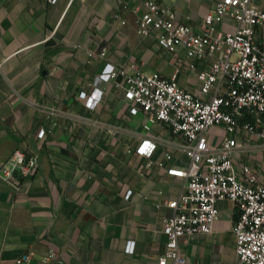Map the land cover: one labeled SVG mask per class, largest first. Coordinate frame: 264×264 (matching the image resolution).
<instances>
[{
	"label": "crops",
	"instance_id": "crops-1",
	"mask_svg": "<svg viewBox=\"0 0 264 264\" xmlns=\"http://www.w3.org/2000/svg\"><path fill=\"white\" fill-rule=\"evenodd\" d=\"M143 1L0 0V162L21 145L38 155L33 173H16L19 187L0 176V264H17L28 252L20 264H158L167 240L162 218L171 213L165 202L184 190L185 180L148 166L135 152L146 116L130 113L111 82L95 108L78 96L107 63L166 76L178 68V83L199 92L196 73L208 61L190 58L181 46L162 48L155 30L139 34L143 8L135 6ZM156 1L176 21L198 27L218 0ZM255 2L264 8V0ZM235 25L230 18L218 23ZM151 132L171 136L162 123ZM188 159L177 151L173 162ZM235 160L251 163L264 182V152L242 151ZM218 207L210 232L178 238L185 264L236 259L234 203L223 199ZM128 240L135 241L132 252Z\"/></svg>",
	"mask_w": 264,
	"mask_h": 264
},
{
	"label": "built area",
	"instance_id": "built-area-1",
	"mask_svg": "<svg viewBox=\"0 0 264 264\" xmlns=\"http://www.w3.org/2000/svg\"><path fill=\"white\" fill-rule=\"evenodd\" d=\"M141 7L139 34L155 30L162 48L176 52L181 46L190 58L208 61L196 73L199 92L178 83V68L166 76L135 64L107 63L90 82V90H80L78 96L95 108L111 82L129 102L130 113L146 116L135 152L146 158L148 166L185 180L184 190L165 202L171 213L162 218L167 240L158 264H166L169 258L174 264H185L178 238L210 232L219 213L218 201L223 199H231L237 212L236 259L226 264H264V182L251 163L238 166L235 160L242 151L264 152V8L255 0H218L194 27L176 21L174 12L156 0H144L135 9ZM227 18L236 22L234 28L218 26ZM154 123L165 124L171 136L152 133ZM46 134L44 127L37 131L40 138ZM177 151L189 158L187 163L173 162ZM37 166V153L21 145L0 162V176L19 187L16 173L27 176ZM132 192L129 188L125 197ZM134 244L128 240L126 250L132 252ZM30 254L19 257L17 264Z\"/></svg>",
	"mask_w": 264,
	"mask_h": 264
}]
</instances>
